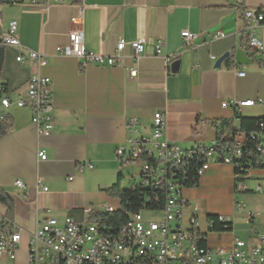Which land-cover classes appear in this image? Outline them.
Segmentation results:
<instances>
[{
    "label": "crops",
    "instance_id": "crops-1",
    "mask_svg": "<svg viewBox=\"0 0 264 264\" xmlns=\"http://www.w3.org/2000/svg\"><path fill=\"white\" fill-rule=\"evenodd\" d=\"M50 1L49 9L0 4V36L8 32L10 22L17 21L20 41L19 47L4 52L0 79L5 94L13 101L24 95L34 74L49 78L53 90L55 127L49 136H38L30 108L0 107V114L14 119L12 130L0 140V187L14 201L10 219L26 233H33L49 217L83 222L91 221L90 210L99 211L104 204L119 209L120 202L108 198L104 189L123 175L116 150L125 143L126 125L132 118L139 121L140 134L149 136L155 113L164 114L166 138L184 152L215 147L219 132H228L227 125L239 130L237 116L264 118V104L246 107L240 115L222 107L225 101L264 100V25L256 29L263 46L256 52L248 46L242 15L244 10L264 11V0ZM184 30L195 35L192 49L183 48ZM72 31H79L86 49L99 56H113L122 39L128 43L144 39L145 52L137 65L128 46L116 65L90 63L82 69L80 59L56 54L57 47L68 44ZM217 32L225 37L212 41ZM158 40L165 44L162 55L156 54ZM30 51L44 53L48 65L30 61ZM225 54L228 58L216 68ZM164 55L171 57L169 64ZM135 67L137 75L132 77ZM42 149L46 161L38 158ZM88 164L91 170L80 169ZM37 179L49 188L47 193L36 189ZM18 180L26 189L16 187ZM250 180L258 184L255 190L248 185L249 192L262 194L264 169L254 170ZM234 185L232 165L212 164L196 188L183 191L184 215H193L192 207L198 209L201 229L212 248L230 246L236 237L233 221L242 215L236 198L244 211L257 210V205L234 195ZM0 208L7 216L6 208ZM217 215L227 217L230 232L208 231V217ZM24 240L28 244L27 235Z\"/></svg>",
    "mask_w": 264,
    "mask_h": 264
},
{
    "label": "built area",
    "instance_id": "built-area-1",
    "mask_svg": "<svg viewBox=\"0 0 264 264\" xmlns=\"http://www.w3.org/2000/svg\"><path fill=\"white\" fill-rule=\"evenodd\" d=\"M0 4L26 9H49L50 0H0ZM246 30L248 31V46L251 50H263L262 42L256 36V29L263 26L264 12L246 11L244 15ZM17 21L9 24L8 32L0 36V51L7 47H19L20 41L16 37ZM225 37L223 32L213 35L212 41ZM184 49H192L195 35L188 30L181 33ZM130 46L134 52L135 64L140 61L145 52V40L137 39L132 42L120 40L113 56H99L86 49L84 39L79 31L68 34V44L56 48V54L73 56L80 59L81 68L86 69L90 63L114 66L124 56V50ZM163 40L156 44V54L162 55ZM28 58L40 67L48 65V58L44 53L30 51ZM169 64L171 57L163 56ZM216 60L215 56H211ZM23 61V57H18ZM136 77V67L130 71ZM244 76L243 72L238 73ZM263 105L264 100L225 101L223 108L232 109L240 115L246 107ZM13 105L17 108H30L31 121L36 127L38 136H49L54 127V102L51 80L40 74H34L28 81V88L24 95L16 100L5 94V86L0 79V107L5 111ZM6 114H0L4 117ZM139 121L132 118L126 125V141L116 150V157L120 163V172L127 169L134 170L129 181L133 187L141 186L153 189H164L167 199L163 217L159 221L145 220L144 213L129 214L128 221L118 229L103 223L92 221L77 222L66 217L62 222L57 218L49 217L38 223L35 231L26 233L9 217L0 213V261H13L20 251L25 235L28 236L27 264H264V231L254 229L256 215L247 213L245 218L251 226L250 235L244 238L234 237L230 246L212 248L208 245L207 232L202 231L198 219V209L192 207L193 215H184L187 203L183 200L180 165L187 158L193 159L190 152L182 151L178 146L170 143L166 138V117L162 113L153 116L152 132L149 136L141 135L138 129ZM263 127V125H261ZM237 142L233 143L225 152L208 149L204 154L205 160L198 170L201 177L212 164H230L234 167V195L238 197L250 191L247 184L256 169H261V160H264V135L258 136L257 145L261 147L262 158H255L254 162L244 167L239 160L249 140V136L237 132ZM252 155V153H250ZM38 158L46 161V150L38 151ZM93 168L91 164L81 165L80 169ZM238 169V173H237ZM19 189H26V185L18 180L15 182ZM36 189L47 193L49 188L44 186L41 179L36 181ZM257 192H262L257 187ZM238 214L245 211L244 205L236 198ZM116 208L104 204L99 211L115 212ZM91 211V210H90ZM154 213V212H150ZM220 223L225 224L224 234L230 232L227 228L228 219L217 215ZM214 221L207 219L208 227ZM205 242V246H200ZM150 245L151 254H139V246Z\"/></svg>",
    "mask_w": 264,
    "mask_h": 264
},
{
    "label": "trees",
    "instance_id": "trees-1",
    "mask_svg": "<svg viewBox=\"0 0 264 264\" xmlns=\"http://www.w3.org/2000/svg\"><path fill=\"white\" fill-rule=\"evenodd\" d=\"M243 11V16L245 15ZM260 9L257 13H261ZM264 24V21L262 22ZM230 67V66H229ZM238 117L239 130H234L229 125L226 126L228 132H219L218 143L215 147L211 148L217 152H225L229 147L233 146L234 137L237 132L244 133L249 136V140L243 151V157L239 163L244 167L248 163L254 162L255 158H262L261 147L257 145L258 136L252 138L251 134L264 135V118H246ZM263 125V127H261ZM14 126V119L11 115L0 116V140L8 135ZM208 149L198 147L195 150L189 151L193 155V159L187 158L180 165L182 174L178 177L181 179L182 186L185 189L196 188L199 184L200 176L198 174L199 168L205 160L204 154ZM252 153V155H250ZM261 169H264V160H261ZM238 173V169H237ZM121 176V174H120ZM104 193L110 199H116L120 202V207L113 213L101 212L95 209L90 211V219L92 222L103 223L107 226L118 229L123 226L129 219V214L137 212H161L166 203L167 192L164 189L144 188L141 186L133 187L130 182L122 186L119 182L104 189ZM0 205L6 208L7 217L10 218L11 212L14 208L13 198L0 187ZM210 220L214 221L213 225L208 227L209 232L223 233L225 224L220 223L217 217L211 216ZM227 228L232 230V225L228 222ZM200 246H205L202 242Z\"/></svg>",
    "mask_w": 264,
    "mask_h": 264
},
{
    "label": "rangeland",
    "instance_id": "rangeland-1",
    "mask_svg": "<svg viewBox=\"0 0 264 264\" xmlns=\"http://www.w3.org/2000/svg\"><path fill=\"white\" fill-rule=\"evenodd\" d=\"M134 174V170L127 169L124 174L122 175L121 179L119 180V183L124 186L125 184H128L129 181H131V176ZM247 184L251 187V190L256 189V183L253 180L247 181ZM264 188V187H263ZM239 198L243 199L245 203H251L257 205L254 211H250V209H246L245 213L252 212V213H260L261 215H256V222L253 226H255L256 229L260 231H264V189L262 194L258 193H245L238 195ZM263 197V198H261ZM259 203V204H257ZM249 204H247L248 206ZM250 207V206H249ZM1 212V208H0ZM245 214L237 216L234 222L235 229L237 231L236 236L244 238L247 235V232L250 230L251 226L248 224L246 219H244ZM145 220L147 221H159L163 217V214L161 212H146L144 213ZM27 249L28 244L27 240H24L22 247L20 251L17 253L15 260L13 261H0V264H27Z\"/></svg>",
    "mask_w": 264,
    "mask_h": 264
},
{
    "label": "water",
    "instance_id": "water-1",
    "mask_svg": "<svg viewBox=\"0 0 264 264\" xmlns=\"http://www.w3.org/2000/svg\"><path fill=\"white\" fill-rule=\"evenodd\" d=\"M4 52H5V49H2L0 51V70H1V67H2V61H3V57H4ZM229 54H225L223 57H221L217 62H216V68H220L221 67V64L222 62L228 58Z\"/></svg>",
    "mask_w": 264,
    "mask_h": 264
},
{
    "label": "bare ground",
    "instance_id": "bare-ground-1",
    "mask_svg": "<svg viewBox=\"0 0 264 264\" xmlns=\"http://www.w3.org/2000/svg\"><path fill=\"white\" fill-rule=\"evenodd\" d=\"M252 138H255V136L252 135ZM139 254H151V247H150V245H142V246H139Z\"/></svg>",
    "mask_w": 264,
    "mask_h": 264
}]
</instances>
